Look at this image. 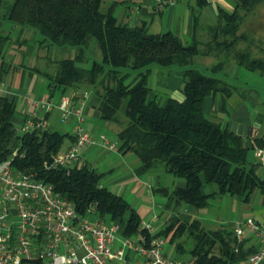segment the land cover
Instances as JSON below:
<instances>
[{"label": "trees", "instance_id": "16d2710c", "mask_svg": "<svg viewBox=\"0 0 264 264\" xmlns=\"http://www.w3.org/2000/svg\"><path fill=\"white\" fill-rule=\"evenodd\" d=\"M103 2L13 0L0 17V81L8 72L25 66L13 58L8 60L13 40L4 24L20 26L21 33L30 27L40 34L42 45L47 42L49 46L74 49L75 53L56 60L54 72L31 65L22 69L24 74L43 76L48 94L53 97L58 91L61 96L72 88L88 85L100 118L120 126L116 149L134 152L140 158L138 175L163 167L186 180L184 186L154 188L155 193L168 197L167 207L174 204L177 209L185 203L205 208L211 198L219 195L249 201L256 191L264 192V179L248 159L244 137L203 110L205 97L216 92L228 96L235 89L230 81L214 75L224 67V60L210 68L213 74L191 65L196 55L224 54L240 66L264 75V40L260 56L237 47L241 39H247V35L239 33L246 16L264 0H234V10H221L217 23L208 27L206 40L194 36L187 43L172 31L150 32L145 24L121 23L112 8L103 7ZM3 4L4 0H0V8ZM15 41L24 43L21 38ZM94 46L101 51L100 59L92 57ZM89 60L90 66L83 65ZM155 66L184 69L183 99L166 96L162 102L160 93L150 85ZM15 112L16 100L0 93V162L18 149L14 168L34 172L51 183L81 213L93 207L100 218L122 225L124 236L146 233L139 230L141 215L129 201L102 185L104 173L88 163L47 165L62 150L65 139L74 135L52 127L21 133L15 124ZM206 183L217 188L206 191ZM158 234L170 236V241L176 243V258L184 260L187 255L192 264H241L255 251L249 253L244 248L233 226L206 229L200 219L187 221L178 213L169 216ZM184 235L193 241L188 248L180 240Z\"/></svg>", "mask_w": 264, "mask_h": 264}, {"label": "built area", "instance_id": "2783aa9c", "mask_svg": "<svg viewBox=\"0 0 264 264\" xmlns=\"http://www.w3.org/2000/svg\"><path fill=\"white\" fill-rule=\"evenodd\" d=\"M80 94L84 99L89 97L86 89ZM26 100L33 109L24 119V131L51 128L48 119L35 109L39 103L46 112L58 108L64 123L70 118L76 121L72 144L54 155L48 166L81 163L85 147L116 149V143L105 133L94 135L86 129L82 106L75 104L70 94H62L58 99L47 95L33 99L27 94ZM17 153L18 149L0 162V264H23L31 260L40 264H192L164 252L167 240L158 234V215L142 221L139 230L146 233L123 236L117 245L119 224L100 218L93 207L81 213L51 183L34 172L14 168ZM255 157L259 165H264V146L255 148ZM245 226L259 238V246L244 264H263L264 223L248 218L239 224L235 232L240 241Z\"/></svg>", "mask_w": 264, "mask_h": 264}, {"label": "crops", "instance_id": "0c3cea01", "mask_svg": "<svg viewBox=\"0 0 264 264\" xmlns=\"http://www.w3.org/2000/svg\"><path fill=\"white\" fill-rule=\"evenodd\" d=\"M161 1L162 0H104L103 7L105 9L112 8L114 15L121 23H127L130 25L145 24L149 31L157 33L172 31L181 37L186 43L190 42L194 36H197L200 39L199 35L201 32L205 33L208 31V27L215 25L218 21V16L221 10L232 12L235 7L234 0H164L165 2L163 4ZM24 73L26 72L17 68L8 72L4 76V79L0 81V91L4 92V94L8 95L10 98H14L16 102L17 98L20 99V102L24 105V112H21L22 115L20 118L23 121L26 115L33 109V107L27 103L26 95L29 94L31 97L33 93H36V91L40 89L38 96L34 98L38 99L39 97L46 95L42 90L44 86L46 85L48 88L47 80H41L39 78L41 75ZM181 83V71L172 70L166 74L160 72L157 73L156 89L167 96L183 99L184 95L180 90ZM40 84L41 87L39 88ZM233 85L235 86V89L228 96H224L222 92H216L205 97L203 110L216 121L221 122L230 130L244 137L245 144L249 147V150L252 151V157L249 158L248 156V159L253 164L256 172L264 179V165H259L255 157V148L258 146H264V91L261 90L260 102V93L255 96L251 90L248 95H246V92H242V86L237 88L236 84ZM85 89L89 91V97L86 99L80 94V92ZM69 94L73 97L75 104L82 106L83 115L86 117L84 122L86 129L89 132L94 135H99L101 133L106 134L107 131H113L117 136L120 126L116 122L103 121L100 118L99 111L95 105L96 98L90 91L88 85H82L80 89L72 88L69 90ZM35 109L40 116H45L48 119L52 128L58 129L61 126L63 127L61 124H64V122L60 120V112L58 108L46 112L43 104L39 103L35 106ZM257 113L259 116L261 115V118L259 116L256 117ZM68 128L69 130L71 129L69 126ZM69 130H65L64 132H69ZM69 133L73 135V132ZM68 138L69 141L64 147H62V150L67 149L74 140L73 137ZM114 142L116 145L118 144V137ZM107 150L108 149L105 150V148L100 146L85 147L83 149L82 162L79 164L88 163L96 169L95 165H97L101 160V157H103L104 159H110V163L118 161L116 162V166L126 172L123 177L125 179L128 177L130 180L135 178L136 180H134V184L137 182L141 184L148 180V184L152 189L154 188L153 184L155 183L158 186L169 185V187H172L171 185L176 187L184 186L186 184V180L183 177L169 173L163 167L152 169L145 174L138 175L136 173V167L140 164V158L136 153L131 151L122 153L116 149L119 157L118 160L114 161L116 159H114V153L110 152L115 151ZM164 177L168 179L167 181H169L170 184L165 183ZM102 185L106 186V184L103 183ZM237 198L246 203L252 201V197L249 201H245L240 197ZM254 200L255 202L254 205L251 206V212H248V216L244 218H254L256 221L263 224L264 192L258 191ZM187 217L186 220L190 221L189 216ZM246 220H244V222ZM120 226L121 225L119 224V227ZM232 226L235 228L238 225L233 224ZM123 236L122 233V237ZM242 240L244 248L247 249L249 253L256 250L259 246V238L255 235L253 230L247 226L244 227ZM116 244L119 245L120 243L116 241ZM245 261L246 260L241 264H244Z\"/></svg>", "mask_w": 264, "mask_h": 264}, {"label": "rangeland", "instance_id": "374dc122", "mask_svg": "<svg viewBox=\"0 0 264 264\" xmlns=\"http://www.w3.org/2000/svg\"><path fill=\"white\" fill-rule=\"evenodd\" d=\"M13 0H4L3 7L0 8V17H3V14L6 12V6L10 5ZM25 30L21 33L20 26H15L14 24L10 22H6L4 24V30L6 33L10 34L12 37L13 43L11 46H9L10 52L7 56L8 60L13 58L14 62L18 65L24 63L25 66L22 67V69H25L26 67H30L31 65H35L40 67L43 70H47L49 72H54L57 67L56 60L61 58H66L73 56L75 53L74 49H61L56 46H49L47 42L43 43V45L40 43V40L42 37L39 33L35 32L32 28L26 27ZM151 32V31H150ZM240 34L247 35V39H241L238 42L237 47L241 49H247L249 52H251L252 55H263V51L261 47L262 45L261 41L264 40V4L259 5L255 10H253L250 14H248L245 18L244 23L241 26V29L239 31ZM206 35V36H205ZM208 36V31L201 32L199 37L202 40H206ZM18 38H21L24 40L23 44L17 43L15 40ZM204 48V47H202ZM93 51H91L92 57L100 59L101 58V51L97 46H94ZM91 49V50H92ZM12 50V51H11ZM10 55V56H9ZM92 60V59H91ZM91 60H89L86 63H83L85 66L91 65ZM224 60V67L217 71V73H214V75L225 78L228 81H230L233 84L237 85V88L240 86L243 87L242 92H246V95L252 90L253 94L255 96L260 93V102H261V90L264 91V75H262L259 71H252L248 70L243 66H240L237 63V60H235L232 57H225L224 54L219 55H203L199 54L196 55L193 58V61L191 63L192 66L202 69L208 74H213L211 71V67L218 63L219 61ZM172 70L181 71L182 72V83L181 87L184 83V69L179 67H170V68H164L155 66L153 75L151 76L150 85L156 89L157 84V73H164L170 72ZM41 80H45L42 76H39ZM41 87V84L39 88ZM38 88V89H39ZM43 88V87H42ZM40 90V89H39ZM39 90L36 91V93L32 94V98L38 96ZM43 93L49 96L48 88L45 85L42 89ZM157 92L160 93L162 102L166 98L167 95H165L163 92L156 89ZM182 92V91H181ZM0 93H4L0 91ZM55 99H58L60 96V92H56L54 95ZM24 112V105L20 102V99L17 98L16 102V112H15V124L18 128V130L23 133V120L20 119L22 113ZM258 113L256 117H258ZM261 118V115L259 116ZM86 118V117H85ZM74 120V121H70ZM70 120L63 125V127H59L58 129L62 132L65 130H69L68 126L71 128L69 132H73L74 130V124L75 119L70 118ZM260 120V119H259ZM23 121V122H22ZM84 126L85 122L83 123ZM112 131V130H111ZM107 136L112 141H115L117 139V136L115 132H109L107 131ZM69 138L65 139V142L63 144V147L68 143ZM106 150V149H105ZM108 151V150H107ZM109 151H115L110 152L114 153V161L118 160V152L116 149L109 150ZM113 155V154H112ZM136 155V154H134ZM249 158L252 157V151H248ZM118 162V161H116ZM116 162H111L110 159H104L101 157V160L97 165H95L97 172L104 173L103 177L101 178V182L103 184H106L108 188L115 191L116 193L123 195L131 204V207L136 209L138 213L141 215L142 221H149L151 220L155 215L159 216L158 221V228H161L165 221L169 218L171 214L178 213L181 219L186 220L189 216L190 220L193 219H200L203 227L206 229H215V228H221L222 226H232L243 224L244 220L248 218L247 217L248 212H251V206L254 205V198L257 195L258 191H256L252 196V201L250 203H246L242 200H239L237 196H232L229 194L219 195L214 198H211L209 200L210 204L205 208H196L195 206L191 204H182L177 209L174 208V204H172L171 207H167L168 203V197L162 195L161 193H155L154 188L158 187V185L153 184L154 188L152 189L150 185L148 184V180L144 183H136L134 184L133 179H129L128 177L125 179L123 176H125L126 172L120 167L116 166ZM144 179V178H143ZM117 180V181H115ZM146 180V178H145ZM165 183H169L167 181L168 179L164 177ZM170 184V183H169ZM134 185V186H133ZM133 186V188H132ZM160 186V185H159ZM172 187H167L173 188ZM217 186L215 184L206 183L205 184V190L211 191L216 189ZM148 195V196H147ZM253 203V204H252ZM187 217V218H186ZM121 227V228H120ZM120 232L118 233V239L117 242L122 238V232H123V226L121 225ZM135 236V235H131ZM166 245L164 246V252L168 254L171 257H177V253L175 251V242L170 241V236L166 237ZM180 240H184L186 242L187 248L193 243L192 239L187 240V235H184ZM187 240V241H186ZM184 260L188 262V256L185 255Z\"/></svg>", "mask_w": 264, "mask_h": 264}]
</instances>
